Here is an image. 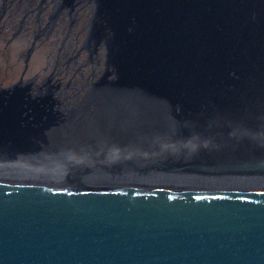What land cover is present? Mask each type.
<instances>
[{
  "label": "water",
  "instance_id": "obj_1",
  "mask_svg": "<svg viewBox=\"0 0 264 264\" xmlns=\"http://www.w3.org/2000/svg\"><path fill=\"white\" fill-rule=\"evenodd\" d=\"M89 2L73 105L0 87V264H264V0Z\"/></svg>",
  "mask_w": 264,
  "mask_h": 264
},
{
  "label": "flooded vegetation",
  "instance_id": "obj_2",
  "mask_svg": "<svg viewBox=\"0 0 264 264\" xmlns=\"http://www.w3.org/2000/svg\"><path fill=\"white\" fill-rule=\"evenodd\" d=\"M91 13L89 0H0V87L23 82L81 97L103 68L101 48L87 41Z\"/></svg>",
  "mask_w": 264,
  "mask_h": 264
},
{
  "label": "rangeland",
  "instance_id": "obj_3",
  "mask_svg": "<svg viewBox=\"0 0 264 264\" xmlns=\"http://www.w3.org/2000/svg\"><path fill=\"white\" fill-rule=\"evenodd\" d=\"M30 65L32 67V70L35 71L36 68L41 66V62H40V60H38V61H36V62H34L33 64H30ZM76 96H79V94H77ZM76 96L74 95V96L71 97V99H68L70 106L74 104L73 101L75 100L74 98H76Z\"/></svg>",
  "mask_w": 264,
  "mask_h": 264
},
{
  "label": "bare ground",
  "instance_id": "obj_4",
  "mask_svg": "<svg viewBox=\"0 0 264 264\" xmlns=\"http://www.w3.org/2000/svg\"><path fill=\"white\" fill-rule=\"evenodd\" d=\"M81 21H84V20H81ZM81 21H80V22H81ZM82 23H83V22H82ZM80 28H81V27H80ZM83 55H85V54H83ZM83 59H84V58H83ZM81 61H82V60H81ZM89 67H90V66H89ZM91 70H92V69H91ZM80 73H81V72H80ZM35 86H36V85H35ZM79 95H80V94H79ZM81 96H82V95H81Z\"/></svg>",
  "mask_w": 264,
  "mask_h": 264
}]
</instances>
